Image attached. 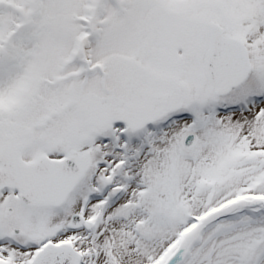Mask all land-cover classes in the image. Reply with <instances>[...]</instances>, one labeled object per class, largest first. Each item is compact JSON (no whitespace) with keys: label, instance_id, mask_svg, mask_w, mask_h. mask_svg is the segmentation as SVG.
<instances>
[{"label":"snow or ice","instance_id":"1","mask_svg":"<svg viewBox=\"0 0 264 264\" xmlns=\"http://www.w3.org/2000/svg\"><path fill=\"white\" fill-rule=\"evenodd\" d=\"M0 264H264V0H0Z\"/></svg>","mask_w":264,"mask_h":264}]
</instances>
